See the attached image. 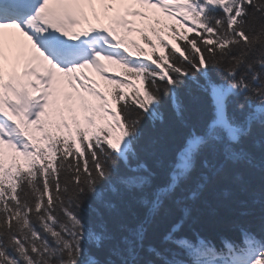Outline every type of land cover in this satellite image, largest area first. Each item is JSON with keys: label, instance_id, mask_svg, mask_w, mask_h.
<instances>
[{"label": "snow or ice", "instance_id": "6c2138e0", "mask_svg": "<svg viewBox=\"0 0 264 264\" xmlns=\"http://www.w3.org/2000/svg\"><path fill=\"white\" fill-rule=\"evenodd\" d=\"M132 5L176 21L164 24L176 43L155 27L162 53L147 35L151 52L128 41L137 31L128 17L150 19ZM114 65L123 78L109 74ZM190 84L210 96L211 117L189 128L167 183L149 191L145 121L161 120L169 100L183 122L179 93ZM234 102L243 119L230 113ZM256 126L264 129V0H0V264H264V235L246 227L241 243L223 238L218 248L178 235L182 219L164 237L180 252L145 247L152 221L197 172L192 201L236 166H254L242 144ZM105 186L139 193L144 219L118 231L90 226L89 198L116 207Z\"/></svg>", "mask_w": 264, "mask_h": 264}, {"label": "trees", "instance_id": "16d2710c", "mask_svg": "<svg viewBox=\"0 0 264 264\" xmlns=\"http://www.w3.org/2000/svg\"><path fill=\"white\" fill-rule=\"evenodd\" d=\"M191 35L189 34V38ZM154 39L152 37L151 40ZM112 71L121 76L122 69L119 66H113ZM179 95L185 107L183 122L177 118L169 100H166L161 108V120L155 123L145 121V135L139 143V158L153 173L152 189L149 191L167 183L170 165L183 145L189 128L202 126L212 114L210 96L195 85L190 84ZM246 111L241 112L236 102L230 106V113L239 119H243ZM242 147L253 157L254 166H236L202 192L198 200L192 201L187 198L199 177L197 172L177 193V197L185 199L191 207V214L185 217L175 202L177 197L169 200L166 203L167 211L156 217L148 228L146 248L155 246L180 252V249L166 244L164 237L182 219L183 227L178 235L193 242L197 237L213 241L215 244L223 238H238L241 227L249 228L257 235H264V129L256 126L252 135L243 141ZM105 188L106 198L116 207L108 209L94 198H89L84 215L90 226L96 227L102 222L110 230L118 231L121 224L135 227L144 219L147 209L139 203V193L128 192L123 188L113 192L107 190V186ZM89 247L99 259L108 257L107 248L98 250ZM143 255L146 259H153L147 252Z\"/></svg>", "mask_w": 264, "mask_h": 264}, {"label": "rangeland", "instance_id": "374dc122", "mask_svg": "<svg viewBox=\"0 0 264 264\" xmlns=\"http://www.w3.org/2000/svg\"><path fill=\"white\" fill-rule=\"evenodd\" d=\"M100 6H98V9H99ZM134 10H138V11H141V12H145L148 13H157L158 15H161V18L160 20L163 22V25L166 23V24H172V25H175L176 24V21L174 20H169L167 19V17L164 16V14L162 12H160L159 9H149L145 6H142V5H132L131 6ZM121 11H123V9H121ZM103 15V14H102ZM108 16H112L114 15V13H108L107 14ZM140 18L141 17H131L129 16L128 19L129 20H133L135 23L133 25H131L132 27H135L137 29V31H134L132 33L129 34V38L132 39V37L134 36H137V32H138V29H139V22H140ZM142 20V19H141ZM108 23V21H107ZM106 23V24H107ZM165 31L166 32H161L160 34L163 35L165 41L169 42V43H175L173 40H172V35H171V32H169L166 28H165ZM171 35V36H170ZM146 51H148L146 49ZM102 90V88H100ZM103 91V90H102ZM106 92V91H105ZM65 115L68 116L69 114L67 112H65ZM79 115H82V113H78V116ZM69 123H71V120H69Z\"/></svg>", "mask_w": 264, "mask_h": 264}]
</instances>
